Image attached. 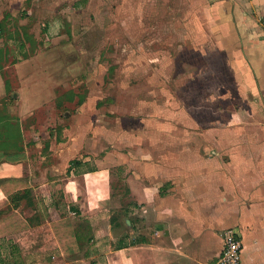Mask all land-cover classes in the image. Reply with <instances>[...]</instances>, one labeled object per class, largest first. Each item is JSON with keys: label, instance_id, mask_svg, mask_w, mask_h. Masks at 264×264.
<instances>
[{"label": "crops", "instance_id": "1", "mask_svg": "<svg viewBox=\"0 0 264 264\" xmlns=\"http://www.w3.org/2000/svg\"><path fill=\"white\" fill-rule=\"evenodd\" d=\"M202 1L242 49L246 99L224 124L221 147L214 133L175 131L161 134L170 143L149 148L135 146L134 133H110L109 144L95 128L81 135L72 124L37 133L36 113L56 104L53 88L31 79L51 72L21 65L50 59L30 45L51 40L44 13L68 12L71 0H0L2 263L216 264L234 230L242 264H264V0ZM26 191L29 199L21 195L14 207L10 198Z\"/></svg>", "mask_w": 264, "mask_h": 264}, {"label": "rangeland", "instance_id": "2", "mask_svg": "<svg viewBox=\"0 0 264 264\" xmlns=\"http://www.w3.org/2000/svg\"><path fill=\"white\" fill-rule=\"evenodd\" d=\"M70 4L68 12L44 13L51 35H42L51 40L30 45L32 53L48 51L50 59L21 65L51 72L48 80L42 75L31 79L52 87L56 104L48 113H36L37 133H62L72 124L81 135L96 130L108 136L109 144L110 133L116 138L134 133L135 146L144 141L149 148L170 143L164 133H214L220 139L212 142L221 147L224 124L229 118L234 122L240 100L246 99L248 74L242 49L228 42V28L213 5L202 0ZM10 74L17 89L21 82ZM61 101L70 103L62 106ZM203 139L201 146L211 144ZM41 240H34L36 247ZM66 262L80 264L76 258H59L55 264Z\"/></svg>", "mask_w": 264, "mask_h": 264}, {"label": "built area", "instance_id": "3", "mask_svg": "<svg viewBox=\"0 0 264 264\" xmlns=\"http://www.w3.org/2000/svg\"><path fill=\"white\" fill-rule=\"evenodd\" d=\"M264 30V18L261 21ZM243 242L241 235L234 230L226 233L224 247L216 264H242Z\"/></svg>", "mask_w": 264, "mask_h": 264}, {"label": "trees", "instance_id": "4", "mask_svg": "<svg viewBox=\"0 0 264 264\" xmlns=\"http://www.w3.org/2000/svg\"><path fill=\"white\" fill-rule=\"evenodd\" d=\"M21 195L24 198L29 199V196L31 195L30 192L26 191L24 193H20L18 195L13 196L12 198H10L11 203L13 204L14 207H17L18 205L16 204V201L19 200V198L21 197Z\"/></svg>", "mask_w": 264, "mask_h": 264}]
</instances>
